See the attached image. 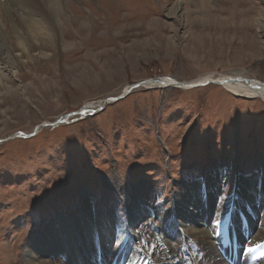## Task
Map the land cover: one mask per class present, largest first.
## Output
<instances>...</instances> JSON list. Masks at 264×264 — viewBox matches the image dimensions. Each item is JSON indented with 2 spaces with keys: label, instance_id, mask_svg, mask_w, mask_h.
<instances>
[{
  "label": "rangeland",
  "instance_id": "obj_1",
  "mask_svg": "<svg viewBox=\"0 0 264 264\" xmlns=\"http://www.w3.org/2000/svg\"><path fill=\"white\" fill-rule=\"evenodd\" d=\"M102 1L62 3L59 13L75 7L78 23L75 33L66 9L61 60L34 64L15 77L16 92L0 96V264L36 261L29 247L41 244L74 249L78 223L86 231L96 225L86 212L88 196L97 230L107 236L99 247L109 258L120 249L118 264H125V231L118 230L127 219L125 202L138 199L169 217L178 191L207 182L208 173L229 175L227 197H236L240 176L264 175L262 99L238 97L214 83L131 90L149 79L186 81L209 73L238 72L264 82V0H108V9ZM17 7L12 10L19 14ZM125 85L127 96L120 95ZM120 96L91 116L70 118L88 103L96 111ZM64 118L67 123L53 125ZM45 122L37 135L16 136ZM212 206L224 223L264 221V209L256 219L234 203L225 212ZM144 223L147 240L173 242L164 231L146 233ZM126 249L136 254L132 243ZM39 259L66 261L50 251ZM228 263L242 264L232 255Z\"/></svg>",
  "mask_w": 264,
  "mask_h": 264
},
{
  "label": "bare ground",
  "instance_id": "obj_2",
  "mask_svg": "<svg viewBox=\"0 0 264 264\" xmlns=\"http://www.w3.org/2000/svg\"><path fill=\"white\" fill-rule=\"evenodd\" d=\"M67 1L69 0H0L1 97L11 92H16L18 89H14L13 85L14 80L16 81L17 79H15V77H20L23 73L27 74V72L33 68L34 64L42 65L44 62H49L50 59L59 60L61 58L64 46H67L65 42L67 40L64 35L66 34V22L62 19V15L65 14L67 10H69L71 14L69 23L71 22V25H73L72 28L75 33H77L76 26H74L78 23V19L75 18V7L66 5L59 13L61 4ZM89 1L98 2V0ZM102 2L104 4L103 8L108 9V0H103ZM55 3L57 6L54 5ZM16 6H18L17 9L19 8L20 10L19 14H16L12 10ZM56 8L57 11L55 12ZM76 20L77 22L74 23ZM66 36L68 35L66 34ZM70 40L72 39L70 38ZM72 44L70 45L72 46ZM9 68L14 71L16 70V72L10 71ZM16 73L18 74L16 75ZM237 73L218 76L209 73L186 81H179L175 77L154 78L145 80L135 88H138L142 84L147 88L172 87L189 90L197 86L214 83L221 85L226 91L235 96L254 99L260 98L264 101V82ZM128 90H130V86L125 85L124 91H122L120 95L125 94V96H127L130 92ZM107 99L104 100V102L102 101V107L101 104L100 106L98 105L96 111H94L96 106L88 103V105L82 109V112L79 111V113L69 114L70 118L75 115H80V113L84 118L89 115L91 116L102 110L107 104L116 101L117 98L112 97V101L109 102ZM66 119L67 118L62 119L63 121L57 120L54 123H67ZM76 120H79V118L73 119V121ZM48 125V122L43 123L35 130V134L37 135L40 128ZM223 176L222 174L213 175L210 173L206 175L209 194L205 199L201 198L202 180L196 181L193 188L186 186L181 188V191H178L177 195L174 196L173 204H175V213H173L171 209L168 211L169 217L161 215L138 199H134L132 203L129 201L125 202L127 219L123 220L118 227L119 234H123L125 231L126 236L125 264H229L228 259L230 255L233 254L236 246L238 247V261L242 262V264H264V255L260 253L264 245V221L259 222L257 220L251 223L248 222V228L240 224L236 226L237 224H234V222L227 223L230 220L226 222L227 224L224 222H221L219 226L215 224V221H220V219L219 216L214 215L216 210L214 211V206L212 205L213 202L217 203V196L222 194ZM257 177L260 178L259 172L242 181V177L240 176V181L238 182L235 192L237 194L236 197L234 195L232 197H227V200H221L218 204L219 208L216 206L218 211L224 210L222 206L225 207L224 212L228 211L231 203H234L237 205L236 207H238L237 211H244L242 213L243 216H246L250 210L249 213L251 214L254 212L255 218L259 219V214L256 213V211L260 213V209H264V202L257 201L258 193L257 184L255 183ZM226 178L228 182L229 175L226 176ZM254 186H256V188ZM209 196H211L213 202L210 201L211 198L209 199ZM92 211L93 207L90 204V197L88 196L86 212L93 220L92 224L97 225L92 217ZM156 219H160V226L155 224ZM142 222H146L144 223L145 227L148 226L146 233L151 229L159 233L164 231L165 236L169 237L168 239L170 240L173 239V242L164 243L147 240L143 234L145 231L141 230ZM240 222L243 223L245 221L242 219ZM78 224L81 225L78 229L79 242L78 240L74 242V249L71 246L63 249L59 244L49 249L45 247V244H41L38 248L29 247L30 255L31 257L34 256L36 261L32 262L26 260V263L54 264L50 261H40L39 259L40 256L46 254V251H50L54 255L59 254L63 256L66 261L62 264H69L72 261H75L76 264H118L117 253L120 249L112 252L113 257L109 258V252H105L99 247L102 242L107 240V236L105 237L104 233L105 230L103 233H100V235V230H97L96 225L94 227L92 226L91 229L89 227V230L86 231V226H83L81 222ZM259 224H261V226L257 228L256 226ZM245 228L249 232L243 235ZM240 231L243 232L241 235L239 233ZM68 234L69 236L72 235L71 230L68 231ZM52 240L56 242V238L51 237V241ZM71 240L73 242V237H71ZM189 241L192 242L193 245H191V243L189 245ZM131 243L136 249L135 255H131L126 249L127 245ZM81 246H83L85 251L81 250ZM94 247H96L95 250L91 251ZM147 247L149 248L148 250L146 249ZM257 248H260L259 251H257ZM54 249L57 253L54 252ZM60 250H62V252Z\"/></svg>",
  "mask_w": 264,
  "mask_h": 264
},
{
  "label": "snow or ice",
  "instance_id": "obj_3",
  "mask_svg": "<svg viewBox=\"0 0 264 264\" xmlns=\"http://www.w3.org/2000/svg\"><path fill=\"white\" fill-rule=\"evenodd\" d=\"M222 188H221V195L217 196V203L219 204L221 200H227V193H226V189H227V178H226V174H224V176L222 177ZM257 201L258 202H264V175H262L258 181H257ZM209 194V187L208 184L202 183L201 184V198L205 199L207 197V195ZM157 203H162L160 201H157ZM175 204H173L172 207V211L173 213H175ZM221 223V221L216 220L215 224L217 226H219ZM121 240L122 237H117V239L114 241V246L119 248L121 246Z\"/></svg>",
  "mask_w": 264,
  "mask_h": 264
},
{
  "label": "water",
  "instance_id": "obj_4",
  "mask_svg": "<svg viewBox=\"0 0 264 264\" xmlns=\"http://www.w3.org/2000/svg\"><path fill=\"white\" fill-rule=\"evenodd\" d=\"M138 85H140V83H138V84H136V85H133V88H135V87H137ZM121 98V96L120 97H118L116 100H119ZM108 101H109V99H107ZM112 100V99H111ZM107 102V101H106ZM73 114V113H72ZM57 123V122H56ZM56 123H53V125L54 124H56ZM38 128V127H37ZM36 132L34 131L33 133H31V134H26V133H23V132H20L19 134H17L16 136H20V137H31V136H33L34 134H35Z\"/></svg>",
  "mask_w": 264,
  "mask_h": 264
}]
</instances>
